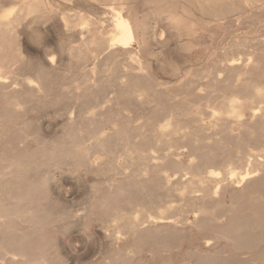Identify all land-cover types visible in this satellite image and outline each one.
<instances>
[{"label": "rangeland", "instance_id": "obj_1", "mask_svg": "<svg viewBox=\"0 0 264 264\" xmlns=\"http://www.w3.org/2000/svg\"><path fill=\"white\" fill-rule=\"evenodd\" d=\"M145 1L134 3L135 39L102 52L85 84L53 21L27 19L18 29V56L1 63L0 264H264V7ZM232 97L239 120L210 114ZM230 168L256 171L230 181ZM165 206L180 215L147 218ZM125 217L138 219L132 231L117 227Z\"/></svg>", "mask_w": 264, "mask_h": 264}, {"label": "bare ground", "instance_id": "obj_2", "mask_svg": "<svg viewBox=\"0 0 264 264\" xmlns=\"http://www.w3.org/2000/svg\"><path fill=\"white\" fill-rule=\"evenodd\" d=\"M70 0H0V79L2 78V77H5V76H2L4 73V71H2V69H1V63L2 62H4L7 58H8V55H9V53H10V55L11 54H15L16 56H18L17 55V49H18V39H19V37H18V34H19V30L18 29H21V25L22 24H24L23 22L25 21V20H31V21H36V22H41V21H44V20H51V21H53V27H54V29L55 28H57L58 29V32H60V41H59V49L61 50V51H66L68 54H69V56H70V60H72V62L74 63V64H77L78 65V68H79V70H80V72H81V74H82V76L83 77H81V80L83 81L84 79H91V78H86L85 76H86V71H87V68H88V70L92 73L93 72V74H94V71L96 70L95 69V59H97V58H100V54H102V52L104 53L105 52V50L106 49H114V47H122V48H124V47H127L130 43H132V41L135 39V35H136V33H137V30H138V28L136 29V26H135V24H134V20H133V16H134V13H135V5H134V3H135V0H75L77 3H80L82 6H84L85 8L84 9H86V14H84V13H79L78 11L77 12H73V14H67V13H64V11L63 12H60V13H57V11L58 10H60V9H58L57 11L56 10H54V5L55 4H66V2L68 3ZM106 1H112V5L111 6H107V5H109V4H107L106 5ZM142 2H143V0H141ZM147 1V0H146ZM145 1V2H146ZM154 1V0H153ZM196 3H198V5H199V7H201L202 8V6H217V7H214V9L216 8V10H218L217 8H221V7H219V5H226V4H228V6H229V3L231 4V2H232V0H194ZM234 1V0H233ZM137 2V1H136ZM157 2V1H156ZM238 2V1H237ZM239 2H241V3H238L239 5H241L242 3L243 4H248V3H251V4H255V3H260V8H261V5L264 7V0H240ZM72 3H74V2H72ZM148 3V2H147ZM234 3V5L236 4L235 2H233ZM76 4V3H75ZM74 4V5H75ZM139 4V3H138ZM143 4V3H142ZM145 4V3H144ZM182 4V3H181ZM146 5V4H145ZM150 3H149V6L148 7H150ZM178 5V4H177ZM224 5V6H225ZM256 5V4H255ZM258 5V4H257ZM71 6V5H70ZM138 6V5H137ZM224 6H223V8H224ZM232 6V8H233V5H231ZM230 6V7H231ZM237 6V5H236ZM249 6V5H248ZM81 7V6H80ZM138 7H140V6H138ZM142 7H143V5H142ZM181 7V6H180ZM183 7H185V6H183ZM229 7V8H230ZM56 8V7H55ZM77 8V7H76ZM78 8H79V6H78ZM211 8V7H210ZM235 8V7H234ZM237 8V7H236ZM252 8V10H253V7H251ZM256 8H258L257 6H256ZM57 9V8H56ZM65 9V8H64ZM74 9V8H73ZM82 9V8H81ZM143 9H145V8H143ZM149 9V8H148ZM184 9H186V8H184ZM213 9V10H214ZM242 9V8H241ZM67 10V9H66ZM69 10V9H68ZM67 10V11H68ZM155 10V9H154ZM181 10H183V9H181ZM202 10H203V8H202ZM202 10H201V12H202ZM235 10V9H234ZM144 11V10H143ZM149 11L150 10H148V13H149ZM187 11V13H188V10H186ZM186 11H183L184 13H186ZM200 11V10H199ZM198 11V12H199ZM207 11H209V10H207ZM222 11V9H220V11H218L219 13ZM231 11V10H230ZM233 11V10H232ZM231 11V12H232ZM238 11H239V9H238ZM241 11V10H240ZM69 12V11H68ZM141 12H142V10H141ZM146 12V11H145ZM200 12V13H201ZM214 12V11H213ZM223 12V11H222ZM221 12V14L222 15H224V14H227V13H225L224 12V14ZM230 12V14H233V15H235L234 13H231ZM235 12H237V11H235ZM137 13V12H136ZM147 13V12H146ZM145 13V14H146ZM147 13V14H148ZM151 13V12H150ZM215 13H216V11H215ZM214 13V14H215ZM238 13V12H237ZM239 13H241V12H239ZM189 14H190V12H189ZM187 15L188 17L190 16V15ZM202 14V13H201ZM209 14V13H208ZM212 14V13H211ZM220 14V15H221ZM151 15V19H152V14H150ZM184 15V14H183ZM216 15V14H215ZM136 16H137V14H136ZM186 16V17H187ZM217 16V15H216ZM153 17H155L154 15H153ZM185 17V16H184ZM224 17V16H223ZM228 17H229V15H228ZM235 17V16H234ZM147 17H145V19H146ZM157 18V17H156ZM170 18V17H169ZM191 17H189L188 19H190ZM193 18V17H192ZM207 18V17H206ZM218 18V17H217ZM225 18V17H224ZM237 18V17H236ZM145 19H144V21H145ZM150 19V18H149ZM150 19V20H151ZM154 19V18H153ZM214 19L215 18H213V21H214ZM222 19V18H221ZM221 19H219V20H221ZM235 19V18H234ZM156 20V19H155ZM158 20V19H157ZM164 20V19H163ZM223 20V19H222ZM230 20V19H229ZM237 20H238V18H237ZM236 20V21H237ZM31 21H29V22H31ZM141 21H142V19H141ZM144 21H143V23H144ZM180 21H181V19H180ZM202 21V20H201ZM216 21V20H215ZM215 21H214V23H215ZM29 22H27V23H29ZM45 22V23H44ZM43 23L44 24H47L48 23V21H47V23H46V21H44ZM135 22H136V20H135ZM155 22V21H154ZM183 22V21H182ZM184 22H186V20L184 21ZM183 22V23H184ZM191 22V21H190ZM206 22V21H205ZM39 23H37V24H39ZM51 22L49 21V24H50ZM181 23V22H180ZM216 23H220V21L219 22H217L216 21ZM34 24V23H33ZM139 24H141V23H139ZM192 24V23H191ZM203 24H205V23H203ZM187 25H188V23H187ZM19 26H20V28H19ZM36 26V25H35ZM44 26V25H43ZM144 26V25H143ZM175 26V25H174ZM195 26H196V24H195ZM207 26V25H206ZM219 27H220V25H218ZM22 27H24V26H22ZM37 27V26H36ZM47 26H45V28H46ZM137 27H138V25H137ZM165 27V26H164ZM188 27V26H187ZM31 28V27H30ZM29 27H28V29H26L28 32L29 31H31V29H30ZM40 28V26L38 27V29ZM42 28V27H41ZM40 28V29H41ZM48 28V27H47ZM46 28V29H47ZM142 28V27H141ZM209 28V27H208ZM249 28V27H248ZM22 29H25V28H22ZM189 29V28H188ZM196 29V28H195ZM205 29V28H204ZM47 30H49V29H47ZM191 30V29H190ZM189 30V31H190ZM25 31V30H24ZM27 31H25V32H27ZM140 31H141V29H140ZM197 31V30H196ZM208 31H209V29H208ZM238 31V30H237ZM32 32H33V30H32ZM48 32V31H47ZM141 32H147V31H141ZM23 33V32H22ZM41 33H42V31H41ZM191 34H192V30H191V32H190ZM209 33V32H208ZM24 34V33H23ZM37 34V37H40V36H38V34L39 33H33V35H36ZM146 34V33H145ZM29 35V34H28ZM31 35V34H30ZM29 35V36H30ZM40 35V34H39ZM42 35V34H41ZM141 36H142V33L140 34ZM20 36H21V34H20ZM32 36V35H31ZM137 36V35H136ZM195 36V35H194ZM193 36V37H194ZM197 36V35H196ZM28 37V36H27ZM42 37H45V36H42ZM54 37V36H53ZM57 38H59L58 36H56ZM35 38V37H34ZM46 38H48V37H46ZM142 38V37H141ZM140 38V40H142ZM198 38V37H197ZM24 39V38H23ZM27 39V38H26ZM42 40H41V42H43V38H41ZM144 39H146V38H144ZM20 40V39H19ZM30 40V39H29ZM28 40V41H29ZM33 40H35V39H33ZM45 40H47V39H45ZM44 40V41H45ZM58 40V39H57ZM147 40V39H146ZM145 40V41H146ZM167 40V39H166ZM30 41H32V40H30ZM36 41H38V40H36ZM35 41V42H36ZM48 41H50V40H48ZM22 42H24L25 43V40L24 41H22ZM54 42H55V40H54ZM135 42H138V41H135ZM151 42V41H150ZM37 43V42H36ZM40 43V42H39ZM44 43V42H43ZM56 43L58 44V41H56ZM141 43H142V41H141ZM196 43V42H195ZM31 44V43H30ZM51 44V43H50ZM143 45L144 44H147V43H142ZM37 45V44H36ZM39 45H41V44H39ZM153 45V44H152ZM23 46H25V45H23ZM33 46V45H32ZM35 46V45H34ZM43 47H44V45H42ZM52 46V45H51ZM51 46H50V48H51ZM137 46H138V44H137ZM37 46H35L34 48H36ZM130 47V46H129ZM141 47H143L142 45H141ZM146 46H144V48H145ZM28 48V47H27ZM46 48V47H45ZM53 48V47H52ZM143 48V49H144ZM38 50H39V48H37ZM47 49V48H46ZM26 50V49H25ZM35 50V49H34ZM48 50V49H47ZM50 50V49H49ZM107 50V51H108ZM140 50V49H139ZM37 51V50H36ZM54 51V50H53ZM56 51V50H55ZM127 51H129V50H127ZM131 51V50H130ZM137 51V50H136ZM24 52H26V51H24ZM59 52V51H58ZM111 52V51H110ZM148 52H149V50H148ZM147 52V53H148ZM131 53V52H130ZM18 54H19V52H18ZM22 54V53H21ZM27 54V53H26ZM30 54V53H29ZM44 54V53H43ZM42 54V55H43ZM105 54V53H104ZM135 54V53H134ZM28 55V54H27ZM41 55V56H42ZM130 55V54H129ZM21 56V55H20ZM23 56V55H22ZM40 56V57H41ZM44 56V55H43ZM42 56V57H43ZM54 56V55H53ZM53 56H49L50 58H48L49 59V61L50 62H52L53 61V59L55 60V58L53 57ZM99 56V57H98ZM169 56V55H168ZM31 57H33V56H31ZM34 57H36V56H34ZM41 57V58H42ZM129 57V56H128ZM27 58V57H26ZM60 58H62L61 56H60ZM69 58V57H68ZM132 57H130V59H131ZM138 58V57H137ZM143 58V57H142ZM24 59H25V57H24ZM139 59V58H138ZM27 60V59H26ZM25 60V61H26ZM42 60H43V58H42ZM60 60V59H59ZM140 60V59H139ZM39 61V60H38ZM98 61V60H97ZM130 61H132V60H130ZM167 61H169V60H167ZM16 62V61H15ZM21 61H19V63H20ZM27 62V61H26ZM25 62V63H26ZM29 62H30V60H29ZM63 62V61H62ZM133 62V61H132ZM32 63V62H31ZM43 63V62H42ZM124 63H126L125 61H124ZM135 63V62H134ZM140 63H141V61H140ZM29 64V63H28ZM27 64V65H28ZM53 64H54V62H53ZM62 64V63H61ZM232 64V63H231ZM230 64V65H231ZM21 65V64H20ZM31 65V64H30ZM39 65V64H38ZM43 65V64H42ZM89 65H91L90 66V68L89 67H87V66H89ZM97 65V64H96ZM168 65V64H167ZM9 66V65H8ZM33 66V65H32ZM138 66V65H137ZM169 66V65H168ZM233 66V65H232ZM260 66V65H259ZM145 67H146V65H145ZM261 67V66H260ZM20 68V67H19ZM30 68H31V66H30ZM144 68V67H143ZM170 68V67H169ZM15 69H17V68H15ZM11 70L12 71H14L12 68H11ZM20 70V69H19ZM23 69H21V71H22ZM31 71H32V69H30ZM111 70V69H110ZM257 70V69H256ZM2 71V72H1ZM34 71V70H33ZM32 71V72H33ZM17 72H19L18 70H17ZM31 72V73H32ZM66 72V71H65ZM114 72H116V71H114ZM124 72H126V71H124ZM1 73H3V74H1ZM7 73V72H6ZM251 73V72H250ZM258 73H259V70H258ZM11 74V73H10ZM9 74V75H10ZM19 74V73H18ZM23 74V73H22ZM25 74H26V72H25ZM35 74V73H34ZM48 74V73H47ZM70 74V73H69ZM111 74V73H110ZM139 74V73H138ZM262 74V73H261ZM28 75H29V73H28ZM27 75V76H28ZM95 75V74H94ZM15 76V75H14ZM34 76V75H33ZM111 76V75H110ZM18 77V76H17ZM20 78H22V77H20ZM84 78V79H83ZM23 79H24V77H23ZM37 79V78H36ZM123 79H124V77H123ZM12 80V79H11ZM122 80V79H121ZM15 81V80H14ZM25 81V80H24ZM34 81V80H33ZM88 81V80H87ZM90 81V80H89ZM137 81V80H136ZM4 82V81H3ZM23 82V81H22ZM38 82V81H37ZM71 82V81H70ZM77 82V81H76ZM86 82V81H85ZM128 82V81H127ZM139 82V81H138ZM17 83V82H16ZM73 83H75V82H73ZM83 84H85L84 83V81L82 82ZM81 83V84H82ZM88 83V82H87ZM92 83V82H91ZM124 83H125V81H124ZM26 84H27V82H26ZM77 84V86H78V83H76ZM30 85H31V83H30ZM35 85H37L36 83H35ZM128 85V84H127ZM16 86V85H15ZM64 86V85H63ZM70 86V85H69ZM82 86V85H81ZM80 86V87H81ZM84 86V85H83ZM263 86V85H262ZM74 87H75V85H74ZM79 87V86H78ZM247 87H249V86H247ZM246 87V88H247ZM36 88H37V86H36ZM70 88V87H69ZM96 88V87H95ZM264 88V87H263ZM82 89V88H81ZM85 89V88H84ZM131 89V88H130ZM134 89H135V86H134ZM134 89H132V90H134ZM252 89V88H251ZM255 89V88H254ZM3 90V89H2ZM6 90V89H5ZM13 90V89H12ZM76 90V89H75ZM69 91V90H68ZM76 91H78V90H76ZM132 92V91H131ZM145 92V91H144ZM246 92H247V90H246ZM133 93V92H132ZM36 94V93H35ZM135 94V93H134ZM261 94H262V92H261V90L260 89H256L254 92H253V96L255 95V96H261ZM148 95V94H147ZM246 96H247V94H246ZM18 97V96H17ZM235 97V96H234ZM234 97H232V98H230V99H228L227 101H226V104H225V109H226V111H224V112H220L221 110L219 109V111L217 110V111H215V110H212V111H210V114L212 115V116H214L215 118H217V119H219V120H224V119H231V120H237L239 117V115H240V113L241 112H243V110L241 109V107H242V104L238 101V99L240 98V97H237L238 99H236V98H234ZM242 97H244V96H242ZM249 97V96H248ZM45 98V97H44ZM15 99V98H14ZM31 99V98H30ZM111 99V98H110ZM245 99V98H244ZM252 99V98H251ZM80 100H81V98H80ZM141 100H144V99H141ZM240 100V99H239ZM254 100V98L252 99V101ZM11 101V100H10ZM21 101V100H20ZM105 101V100H104ZM140 101V100H139ZM244 101H246V100H244ZM250 102V101H249ZM8 103V102H7ZM17 104V103H16ZM221 104H222V102H221ZM254 104V103H253ZM244 106H246L245 104H243ZM6 106H8V105H6ZM10 107V106H9ZM13 107V106H12ZM35 107V106H34ZM244 109H246L245 107H243ZM249 108V107H248ZM247 108V109H248ZM95 109V108H94ZM73 110V109H72ZM240 110H242L241 112H240ZM249 110H251V109H249ZM48 111V110H47ZM81 111V110H80ZM82 112V111H81ZM190 112V111H189ZM258 112V111H257ZM42 113V112H41ZM198 113V112H197ZM191 114H193L192 112H191ZM57 115V114H56ZM197 116V115H196ZM196 116H194V117H196ZM242 116V115H241ZM253 116H255V115H253ZM198 118V117H197ZM215 118H213V120L215 119ZM195 119V118H194ZM239 120V119H238ZM218 121V120H217ZM171 120L170 121H167L163 126H161L160 128H158L157 129V134H160V135H163V134H165L166 132H167V130H168V128L167 127H170L171 126ZM174 122V121H173ZM173 122H172V124H173ZM227 122V121H226ZM175 123V122H174ZM201 123V122H200ZM219 123V122H218ZM222 123H224V122H222ZM179 124V123H178ZM221 124V123H220ZM207 125V124H206ZM209 125V124H208ZM159 126V125H158ZM177 126H179V125H177ZM157 127V126H156ZM173 127V126H172ZM174 128V127H173ZM101 130V129H100ZM172 130V129H171ZM173 130H176V129H173ZM97 132V131H96ZM175 132V131H174ZM155 133V132H154ZM177 133V132H176ZM96 134V133H95ZM156 134V135H157ZM127 135V134H126ZM189 135V134H188ZM91 136V135H90ZM96 136L98 137L99 136V134L97 135L96 134ZM166 136V135H165ZM164 136V137H165ZM185 136V135H184ZM96 137V138H97ZM103 137V136H102ZM167 137V136H166ZM94 138H95V135H94ZM99 138V137H98ZM92 139H93V137H92ZM128 139V138H127ZM158 139H159V136H158ZM162 139V138H161ZM96 140V139H95ZM96 141H98V140H96ZM163 141H165V139L163 140ZM162 142V141H161ZM101 143V142H100ZM104 145V144H103ZM86 146V145H85ZM91 146V145H90ZM156 146V145H155ZM157 147V146H156ZM158 149V148H157ZM87 150H89V146H88V149ZM91 150V149H90ZM90 150L88 151V152H90ZM83 151L85 152V149L83 148ZM87 152V151H86ZM148 152V151H147ZM244 152V151H243ZM81 153V152H80ZM132 153V152H131ZM141 153V152H140ZM107 154V153H106ZM84 155V154H83ZM140 155H142V154H140ZM234 155V154H233ZM238 155V154H237ZM48 156V155H47ZM54 156V155H53ZM158 156V155H157ZM235 156V155H234ZM239 156V155H238ZM51 157V156H50ZM83 157V156H82ZM120 157V156H119ZM124 159H126L124 156H122ZM134 157V156H133ZM236 157V156H235ZM87 158V157H86ZM93 158V157H92ZM91 158V159H92ZM98 158V157H97ZM115 158H117V157H115ZM136 158H137V156H136ZM135 158V159H136ZM140 158H142V157H140ZM144 158V157H143ZM149 158V157H148ZM153 158V157H152ZM239 158V157H238ZM237 158V159H238ZM53 159V158H52ZM56 159V158H55ZM121 159V158H120ZM134 159V160H135ZM51 160V159H50ZM94 160V159H93ZM122 160V159H121ZM144 160V159H143ZM255 160V159H254ZM116 161H118V160H116ZM125 160H123V162H124ZM126 161H128V160H126ZM145 161H146V159H145ZM136 162V161H135ZM142 162V161H141ZM54 163V162H53ZM115 163V162H114ZM137 163H138V160H137ZM229 163H230V161H229ZM253 163V162H252ZM258 163H259V161H258ZM89 164V163H88ZM92 164H94V163H91V165ZM130 164V163H129ZM261 164H263V163H260V165ZM53 165V164H52ZM96 165V164H95ZM120 165H122V164H120ZM133 165L135 166V164L133 163ZM142 165V164H141ZM232 165V164H231ZM254 165V164H253ZM253 165H251L252 167H253ZM46 166V165H45ZM110 166V165H109ZM122 166H125V165H122ZM121 167V166H120ZM251 167V168H252ZM256 167V166H255ZM260 167V166H259ZM45 167H43V168H41V169H39V171L40 170H42V169H44ZM50 168V167H49ZM111 168V167H110ZM123 168H125V167H123ZM128 168V167H127ZM47 169V168H46ZM52 170V169H51ZM38 171V172H39ZM45 171V170H44ZM46 171H48V170H46ZM254 171H256L255 169L254 170H245L244 172H236L235 171V169L234 168H230L228 171H227V176H228V178L230 179V181L232 180V179H234V177H236V178H239V181H241V182H243V181H248V180H250V178L252 177V175L251 174H253L254 173ZM37 172V173H38ZM53 172V171H52ZM259 172V171H258ZM47 173V172H46ZM96 173H97V171H96ZM202 173V172H201ZM209 173L211 174V175H214V177H215V175H217L218 174V172L216 171H214V170H210L209 171ZM259 175V174H258ZM49 176V175H48ZM207 176H208V172H207ZM53 177V176H52ZM51 177V178H52ZM106 177H107V175H106ZM105 177V178H106ZM115 177V176H114ZM203 177V176H202ZM210 177V176H209ZM212 178V180H214L215 178ZM254 177V176H253ZM116 178V177H115ZM171 180V179H170ZM196 180V179H195ZM209 180V179H208ZM237 181H238V179H236ZM189 182V181H188ZM193 182V181H192ZM200 182V181H199ZM233 182V181H232ZM240 182V183H241ZM194 183V182H193ZM193 183H192V185H193ZM208 183V182H207ZM230 183V182H229ZM237 183V182H236ZM240 183H239V185H240ZM173 184V183H172ZM174 185V184H173ZM229 185V184H228ZM175 186V185H174ZM184 186V185H183ZM195 186V185H194ZM196 186H197V184H196ZM199 186V185H198ZM166 187H168V186H166ZM172 187V186H171ZM190 187H192V186H190ZM189 187V188H190ZM203 187V186H202ZM206 187V186H205ZM221 187V186H220ZM194 188V187H193ZM215 188V187H214ZM171 190H173L172 188H170ZM191 189V188H190ZM186 190V189H185ZM188 190V189H187ZM193 189H191L190 191H192ZM176 191V190H175ZM199 191V190H198ZM206 191V190H205ZM193 192V191H192ZM215 192H216V190H215ZM219 192V191H218ZM175 194V193H174ZM184 194H186V193H184ZM192 194V193H191ZM211 194V193H210ZM183 196H185V195H183ZM192 196H194L193 194H192ZM191 196V197H192ZM187 197V196H186ZM190 197V196H189ZM189 197H188V199H189ZM167 198V197H166ZM161 199V198H160ZM183 199V198H182ZM187 199V198H186ZM2 200H3V198H2ZM2 200H0V201H2ZM163 200V199H162ZM161 200V201H162ZM181 201H183V200H181ZM190 201V200H189ZM188 201V202H189ZM193 201H195V200H193ZM234 201V200H233ZM180 202V201H179ZM196 202H197V199H196ZM155 203V202H154ZM193 204H194V202H192ZM230 203H231V201H230ZM171 204V203H170ZM188 204V203H187ZM186 204V205H187ZM179 205V204H178ZM182 206H184V205H182ZM164 207V206H163ZM167 206H165V208L163 209V210H158L159 212H156V213H160L159 215L158 214H155V215H158V216H150V215H147V218H151V219H157V218H159V220L160 219H166V218H168V216H166L165 215V213H166V211H168V210H175L176 211V209L178 210V207H172V206H168L167 208H166ZM186 207V206H185ZM137 208V207H136ZM184 208V207H183ZM147 209V208H146ZM161 209V208H160ZM182 209V208H181ZM143 210V209H142ZM180 210V209H179ZM148 212V211H147ZM177 212V211H176ZM176 212H174V213H176ZM120 213V212H119ZM126 213V212H125ZM168 213V212H167ZM170 213V212H169ZM178 213H180V211L179 212H177V214ZM198 213V212H197ZM127 214V213H126ZM142 214V213H141ZM148 214V213H147ZM172 214V213H171ZM211 214V213H210ZM178 215H180V214H178ZM117 216V215H116ZM125 216V215H124ZM195 216V215H194ZM134 217V216H133ZM138 217V216H137ZM145 216H143L142 218H144ZM171 217V216H170ZM139 218V217H138ZM180 218V217H179ZM196 218V217H195ZM118 219H120V218H118ZM140 219V218H139ZM146 219V218H145ZM150 219V220H151ZM112 220V219H111ZM113 221V220H112ZM121 221V220H120ZM137 221H138V219H136V218H132V217H125L124 218V220H123V222L121 223V224H117L118 226L117 227H119V226H121V227H125V228H127V229H129V230H133V229H135V227H136V225H137ZM140 221H141V219H140ZM227 222V221H226ZM140 223V222H139ZM113 226V225H112ZM139 226V225H138ZM112 228V227H111ZM110 229V228H109ZM123 230V229H122ZM124 230H126V229H124ZM130 231V232H131ZM125 232V231H124ZM112 233V232H111ZM230 236V235H229ZM118 237V236H117ZM117 237L116 238H114V239H117ZM109 238V237H108ZM111 239H113V238H111ZM119 239V238H118ZM236 243V242H235ZM224 246V245H223ZM1 248V247H0ZM1 250V249H0ZM65 250V249H64ZM96 249H95V247L93 246L92 248H91V251H95ZM136 250V249H135ZM6 254V253H5ZM188 256V255H187ZM37 259H40V262L42 261L41 260V258H37ZM37 261L38 260H33L32 262V264H34L35 262L37 263ZM112 261V260H111ZM111 261H104V262H106V264H112V262ZM232 261V260H231ZM29 262V261H28ZM228 262V261H227ZM114 263V262H113ZM43 264V263H42Z\"/></svg>", "mask_w": 264, "mask_h": 264}]
</instances>
